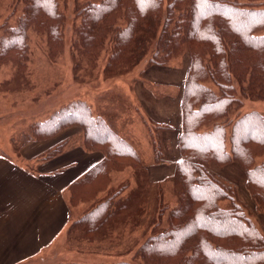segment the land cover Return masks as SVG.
Wrapping results in <instances>:
<instances>
[{"label":"trees","instance_id":"1","mask_svg":"<svg viewBox=\"0 0 264 264\" xmlns=\"http://www.w3.org/2000/svg\"><path fill=\"white\" fill-rule=\"evenodd\" d=\"M64 1L25 0L16 24L0 36V66L12 62L19 72L27 68L30 30L44 32L55 54L62 50ZM76 14L73 46L94 60L110 42L105 70L110 75L131 71L150 51L148 65L164 66L174 57L190 55L182 101L181 159L173 177L177 204L167 225L138 247L134 260L140 259V264H264V236L238 187L212 170L213 165L239 163L257 211L264 213V162H256L264 156V115L257 110L241 113L242 97L237 95L242 92L244 98L264 100V0L86 1L76 7ZM75 125L82 128L84 148L104 154L102 163L77 184L95 174L103 176L104 183L99 187L95 181L88 192L76 190L72 201H94L109 185L110 173L140 163L129 140L83 100L35 124L24 143L52 138ZM67 141L51 147L44 158L61 153ZM154 152L158 163L163 151L157 142ZM113 198L108 195L96 201L71 227L90 239L108 228L102 223L114 214L113 221L123 223L119 221L125 217L117 218L116 213H129ZM224 201L230 206L221 205Z\"/></svg>","mask_w":264,"mask_h":264},{"label":"rangeland","instance_id":"2","mask_svg":"<svg viewBox=\"0 0 264 264\" xmlns=\"http://www.w3.org/2000/svg\"><path fill=\"white\" fill-rule=\"evenodd\" d=\"M86 1L100 0L63 2L66 20L63 48L59 53L55 54L51 50L44 32L30 30L27 68L19 72L17 65L12 62L0 66V154L7 153L12 157L19 155L21 146L26 137L31 136L35 124L48 119L54 112L74 101L83 100L88 103L93 113L105 117L121 136L132 134L133 124L144 125L147 121L145 114L142 115V111L139 110L138 102L133 95V87L136 81L143 77V71L148 69L151 51L135 68L119 76L110 75L105 71L111 53L110 42H107L98 58L90 60L84 57L73 46V42L74 27L78 21L76 7ZM24 4L25 0H0V36L7 26L16 24L17 18L24 12ZM182 60V57H174L166 66L181 67ZM237 95L242 97L241 113L258 110L264 115V100L244 98L242 92H238ZM147 123L149 127L154 125L152 130L155 137L152 139L159 141L161 128H156L155 123ZM72 127L80 130V137L69 139L66 144L68 147L76 145L77 142H84L82 128L78 125ZM119 171L113 174L106 191L97 195L96 200L91 201L93 205L90 203H87L89 207L80 205L74 208V212H77L78 216L81 213L79 216L81 218L84 213L91 210L96 201L104 200L108 195H114L113 202L120 200L125 210L128 207L133 208L132 212H128L127 216L124 212H115L117 218L125 217V221L123 219L119 221L123 223L117 224L113 221L114 214L112 220L102 223L103 227H108L104 232L95 234L90 239L82 237L87 242L70 243L73 247L66 253V262L57 264L79 262L113 264L123 260L136 261V264H140V259L134 260L138 247L150 235L167 225V218L177 204V196L172 189L173 179L162 181L161 185L154 189V199L152 198L151 204L140 205L137 202L136 184L133 187V181L137 179L133 175V169L127 167ZM220 176L228 181L226 177L221 174ZM131 198L133 200H130ZM126 200L128 203L125 202ZM79 203L81 202L73 205L77 206ZM229 206L228 201L227 207ZM76 228L71 227L69 237L72 234V236L82 235Z\"/></svg>","mask_w":264,"mask_h":264},{"label":"crops","instance_id":"3","mask_svg":"<svg viewBox=\"0 0 264 264\" xmlns=\"http://www.w3.org/2000/svg\"><path fill=\"white\" fill-rule=\"evenodd\" d=\"M182 58V65L178 68L148 65L143 77L133 87L139 110L142 115L145 114L147 121L144 125L133 124V133L122 137L129 140L140 163L139 167H129L137 178V181H133V187L136 184L137 202L140 205L151 204L154 189L162 181L173 179L177 162L181 159L182 101L190 55L185 53ZM208 85L218 90L215 84L210 82ZM147 122L155 123L156 128L164 126L159 133V141L152 139L155 137L152 130L154 125L149 127ZM79 134L80 130L72 127L52 138L24 143L15 157L0 154V264L66 262V253L73 247L70 243L87 242L78 234L69 237V233L73 222L81 215H76L74 208L93 204L85 200L75 206L72 195L79 189L82 192L91 191L90 187L95 181L98 182L97 186L103 185L104 177L99 174H95L92 180L88 178L83 184L77 183L102 163L104 154L87 151L83 142H77L72 147L66 145L64 151L52 158H44L51 147L63 140L79 138ZM154 142L162 147L160 164L155 161ZM256 162H264V156L257 157ZM212 170L238 187L241 199L251 212L252 221L264 236V213L257 211L255 200L246 187L247 176L241 165L230 163L222 168L213 165ZM116 172L110 173V180ZM105 191L103 189L99 194ZM125 202L128 203V200ZM223 206L227 207L228 201H224ZM132 209L128 207L126 211L131 213Z\"/></svg>","mask_w":264,"mask_h":264}]
</instances>
